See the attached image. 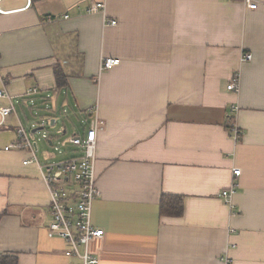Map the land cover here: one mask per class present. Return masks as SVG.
Listing matches in <instances>:
<instances>
[{
    "label": "crops",
    "instance_id": "obj_1",
    "mask_svg": "<svg viewBox=\"0 0 264 264\" xmlns=\"http://www.w3.org/2000/svg\"><path fill=\"white\" fill-rule=\"evenodd\" d=\"M259 1L0 0V89L11 95L0 98V257L82 263L49 228L41 166L80 154L70 138L87 137L98 108L96 264H264ZM94 2L105 14L89 12ZM109 57L120 63L101 71ZM20 126L31 149H6ZM167 195L183 199L180 215L162 210Z\"/></svg>",
    "mask_w": 264,
    "mask_h": 264
},
{
    "label": "built area",
    "instance_id": "obj_2",
    "mask_svg": "<svg viewBox=\"0 0 264 264\" xmlns=\"http://www.w3.org/2000/svg\"><path fill=\"white\" fill-rule=\"evenodd\" d=\"M244 4L250 9H258L261 2L259 0H243ZM264 5V4H263ZM1 11V9H0ZM89 12H106L105 2H94ZM106 25L115 26L116 20L105 18ZM251 54H242L241 62L250 61ZM120 63L118 58H104L101 62V71L109 70ZM239 78L233 77L228 89L237 91ZM36 89H34L35 91ZM0 98L11 99L10 93L0 89ZM14 110L13 104L1 110L3 115H7ZM104 129V120L98 114L93 118L91 128L85 139L73 136L70 141L78 146L81 151L78 156L70 157L65 160L46 164L42 167L43 178L50 191V205L53 221L49 228L52 233L62 237L70 244L67 250L68 256H76L81 260V264H96L97 258L90 250V243L93 239L101 237L104 230L96 228L92 224V209L94 200L100 195L97 185L96 161L98 156V134ZM234 134L238 129L232 127ZM29 147L31 143L25 129L20 126L18 129V141L11 144L6 149L16 147ZM36 161V157H31L24 161L30 164ZM234 176L241 174L240 168H235ZM236 192L235 186L223 190L222 197L228 203Z\"/></svg>",
    "mask_w": 264,
    "mask_h": 264
},
{
    "label": "trees",
    "instance_id": "obj_3",
    "mask_svg": "<svg viewBox=\"0 0 264 264\" xmlns=\"http://www.w3.org/2000/svg\"><path fill=\"white\" fill-rule=\"evenodd\" d=\"M58 80L63 79V74L60 69L57 70ZM162 210L169 214L180 215L183 209V199L180 196H164L162 198ZM0 264H17V259L14 256L0 257Z\"/></svg>",
    "mask_w": 264,
    "mask_h": 264
}]
</instances>
